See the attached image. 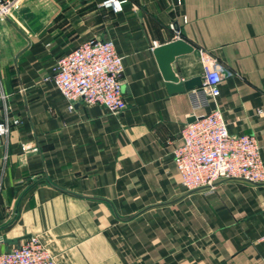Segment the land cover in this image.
Returning a JSON list of instances; mask_svg holds the SVG:
<instances>
[{"label": "crops", "instance_id": "0c3cea01", "mask_svg": "<svg viewBox=\"0 0 264 264\" xmlns=\"http://www.w3.org/2000/svg\"><path fill=\"white\" fill-rule=\"evenodd\" d=\"M0 79L19 124L0 138V253L35 236L55 264H264V185L222 181L185 191L172 162L190 119L187 91L169 94L152 50L192 47L170 67L201 77L198 50L230 76L202 115L251 135L264 168V0H8ZM111 40L124 109L75 103L51 83L81 42ZM2 109L0 104V119Z\"/></svg>", "mask_w": 264, "mask_h": 264}, {"label": "built area", "instance_id": "2783aa9c", "mask_svg": "<svg viewBox=\"0 0 264 264\" xmlns=\"http://www.w3.org/2000/svg\"><path fill=\"white\" fill-rule=\"evenodd\" d=\"M125 0H102L98 6L113 14L121 12ZM180 5V0H176ZM10 8L8 0H0V21ZM202 64L200 86L187 91L190 118L180 129V145L172 151V162L185 191L210 186L219 179H242L250 183L264 182L260 147L251 135H234L227 130L218 109L196 115L206 109L218 95V85L230 72L209 53L198 50ZM122 59L111 40L90 39L81 42L55 62L51 83L71 111L75 103L101 106L117 115L124 109L119 77ZM6 95L0 79V138L19 121L8 115ZM264 241V237L262 238ZM0 264H55L52 255L37 237L29 236L17 247L0 253Z\"/></svg>", "mask_w": 264, "mask_h": 264}, {"label": "water", "instance_id": "95a60500", "mask_svg": "<svg viewBox=\"0 0 264 264\" xmlns=\"http://www.w3.org/2000/svg\"><path fill=\"white\" fill-rule=\"evenodd\" d=\"M191 51H192V47L186 42L178 38L166 44L155 47L152 50V54L155 59L158 70L161 74L163 81L165 82L166 91L169 94L189 91L190 89L194 87L200 86L199 77H194V78L182 81V82H178V78L173 74L171 67H170L175 57L188 54ZM192 120L193 119L190 118L188 122ZM222 181H237V182H242V183L252 184V185H264V182L263 183H250L242 179H219L213 182L210 186L200 187L194 190H190L188 192L208 190L214 185H216L217 183L222 182Z\"/></svg>", "mask_w": 264, "mask_h": 264}]
</instances>
